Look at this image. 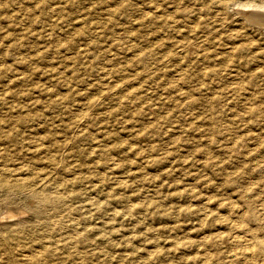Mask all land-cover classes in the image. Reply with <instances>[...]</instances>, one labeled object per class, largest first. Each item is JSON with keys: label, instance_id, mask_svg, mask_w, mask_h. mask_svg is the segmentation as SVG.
<instances>
[{"label": "rangeland", "instance_id": "rangeland-1", "mask_svg": "<svg viewBox=\"0 0 264 264\" xmlns=\"http://www.w3.org/2000/svg\"><path fill=\"white\" fill-rule=\"evenodd\" d=\"M260 1L0 0V212H28L0 264H225L204 238L264 182Z\"/></svg>", "mask_w": 264, "mask_h": 264}, {"label": "bare ground", "instance_id": "bare-ground-1", "mask_svg": "<svg viewBox=\"0 0 264 264\" xmlns=\"http://www.w3.org/2000/svg\"><path fill=\"white\" fill-rule=\"evenodd\" d=\"M19 2V1H18ZM220 2V1H219ZM230 4V3H229ZM261 5H252L253 7L264 8V1H260ZM241 6V5H240ZM244 8V6H243ZM154 9V8H153ZM245 9V8H244ZM248 9V8H247ZM259 9V8H258ZM246 10V9H245ZM251 10V9H250ZM256 10V8H255ZM260 10V9H259ZM258 10V11H259ZM155 11V10H154ZM257 11V12H258ZM240 12L241 15L247 16L252 21L251 24L255 23L264 27V13H251V12ZM256 12V11H255ZM264 12V10H263ZM159 15V14H158ZM236 15V14H235ZM15 16V15H14ZM186 16V15H185ZM239 16V15H238ZM245 16V17H246ZM187 17V16H186ZM235 17V16H233ZM237 17V16H236ZM246 17V18H247ZM152 18V17H151ZM156 18V17H155ZM185 18V17H184ZM188 18V17H187ZM247 18V19H248ZM157 19V18H156ZM174 19V18H173ZM242 19V17H241ZM245 20V19H243ZM174 21V20H173ZM233 21V20H232ZM151 22V21H150ZM243 22V21H242ZM249 22V23H250ZM157 23V22H156ZM169 24V23H168ZM248 24V22H247ZM166 25V24H165ZM194 26V24H192ZM183 26V25H182ZM237 26V25H236ZM195 28V27H194ZM240 28V27H239ZM257 28V27H256ZM134 30V29H133ZM173 30V29H172ZM188 30V29H187ZM264 30V28H263ZM177 31V30H176ZM120 32V31H119ZM185 34V33H184ZM250 34V33H249ZM213 35V34H212ZM211 35V36H212ZM155 36V35H154ZM104 37V36H103ZM210 37V36H209ZM208 37V38H209ZM87 38V37H86ZM125 38V37H124ZM159 38V37H158ZM215 38V37H214ZM133 39V38H132ZM249 39V38H248ZM262 39V38H261ZM206 40V39H205ZM85 41V40H84ZM150 41V40H149ZM156 41V40H155ZM204 41V40H203ZM213 41V40H212ZM129 42V41H128ZM209 42V41H208ZM126 44V43H125ZM140 44V43H139ZM171 44V43H170ZM208 44V43H207ZM212 44V43H211ZM138 45V44H137ZM141 46V45H140ZM147 46V45H146ZM151 46V45H150ZM197 46V45H196ZM132 46H130L131 48ZM149 47V46H148ZM197 48V47H196ZM109 49V48H108ZM119 49V48H118ZM111 50V49H110ZM114 50V49H113ZM114 52V51H113ZM116 52V51H115ZM178 52V51H177ZM118 53V52H117ZM159 53V52H158ZM198 54V53H197ZM220 54V53H219ZM191 55V54H190ZM113 56V55H112ZM157 59V58H156ZM160 60V58H158ZM202 59V58H201ZM194 60V59H193ZM198 60V59H197ZM207 61V60H206ZM176 62V61H175ZM198 62V61H197ZM167 63V62H166ZM170 63V62H169ZM161 65V64H160ZM185 66V65H184ZM201 67V66H200ZM174 68V67H173ZM181 68V67H180ZM235 68V67H234ZM153 69V68H152ZM151 69V70H152ZM231 69V68H230ZM147 71V70H146ZM160 71V70H159ZM243 71V70H242ZM174 73V72H173ZM232 73V72H229ZM233 74V73H232ZM255 74V73H254ZM25 76V74H23ZM230 75V74H229ZM19 76V75H18ZM201 76V75H200ZM139 77V76H138ZM242 78V77H241ZM262 78V77H261ZM153 79V78H152ZM198 79V78H197ZM238 80V79H236ZM112 81V80H111ZM208 81V80H207ZM234 82V81H233ZM8 83V82H6ZM14 83V82H13ZM12 83V84H13ZM114 84V83H113ZM236 84V83H235ZM243 84V83H242ZM19 85V84H18ZM160 85V84H159ZM212 85V84H211ZM240 85V84H239ZM4 86V85H3ZM15 86V85H13ZM171 86V85H170ZM153 87V86H152ZM14 88V87H13ZM170 87H168L169 89ZM233 88V87H232ZM152 90V89H151ZM173 90V89H172ZM175 90V89H174ZM3 91V90H2ZM20 91V90H19ZM24 91V90H23ZM118 91V90H117ZM136 91V90H135ZM178 91V90H177ZM176 91V92H177ZM147 92V91H146ZM161 92V91H160ZM35 93V92H34ZM171 93V92H170ZM184 93V92H183ZM7 94V93H6ZM166 94V93H165ZM187 94V93H186ZM12 95V94H11ZM107 95V94H105ZM148 95V94H147ZM115 96V95H114ZM239 96V94H238ZM24 97V96H23ZM40 97V96H39ZM151 97V96H150ZM8 98V97H7ZM109 98V97H108ZM142 98V97H141ZM167 98V97H166ZM230 98V97H229ZM263 98V97H262ZM9 99V98H8ZM19 99V98H18ZM42 99V98H41ZM121 99V98H120ZM158 99V98H157ZM32 100V99H31ZM102 100V99H101ZM104 100V99H103ZM163 100V99H162ZM218 100V99H217ZM18 101V100H17ZM25 101V100H24ZM27 101V100H26ZM241 101V100H240ZM181 102V101H180ZM26 105V104H25ZM99 105V104H98ZM139 105V104H137ZM158 105V104H157ZM252 105V104H251ZM153 106V105H152ZM232 106V105H231ZM249 106V104L247 105ZM1 107V106H0ZM27 107V106H26ZM95 107V106H94ZM122 107V106H121ZM1 109V108H0ZM10 109V108H9ZM232 109V108H231ZM263 109V108H262ZM146 110V109H145ZM150 110V109H149ZM225 111V110H224ZM28 112V111H27ZM227 112V111H225ZM18 113V112H17ZM31 113V112H29ZM139 113V112H138ZM5 114V113H4ZM7 116V115H6ZM145 116V115H144ZM148 116V114H147ZM255 116V115H254ZM6 118V117H5ZM258 119V118H257ZM57 120V119H56ZM70 120V119H69ZM11 121V120H10ZM82 121V120H81ZM16 122V120H15ZM31 122V121H30ZM60 122V121H59ZM83 123V122H82ZM173 123V122H172ZM258 123V122H257ZM14 124V123H13ZM223 124V123H222ZM229 124V123H228ZM8 125V124H7ZM47 125V124H45ZM49 125V124H48ZM51 125V124H50ZM35 126V125H34ZM39 126V125H38ZM78 126V125H77ZM261 126V125H260ZM9 127V126H8ZM42 127V126H41ZM44 127V126H43ZM46 127V126H45ZM50 127V126H49ZM58 127V126H57ZM166 127V126H165ZM19 128V127H18ZM52 128V127H51ZM257 128V127H256ZM45 129V128H44ZM66 129V128H65ZM77 129V128H76ZM56 130V129H55ZM84 130V129H82ZM54 131V130H53ZM102 131V130H101ZM137 131V130H136ZM174 131V130H173ZM260 131V130H259ZM57 132V130H56ZM82 132V131H81ZM244 132V131H243ZM6 133V132H5ZM4 133V134H5ZM47 133V132H46ZM139 133V132H138ZM1 134V133H0ZM35 134V133H34ZM54 134V133H53ZM41 135V134H40ZM67 135V134H66ZM147 135V134H146ZM248 135V134H247ZM33 137V136H32ZM40 137V136H39ZM44 137V136H43ZM65 137V135H64ZM60 138V137H59ZM244 139V138H243ZM263 139V138H262ZM261 139V140H262ZM12 140V139H11ZM54 140V139H53ZM257 140V139H256ZM36 140L34 139V142ZM50 141V140H49ZM52 141V140H51ZM71 141V140H70ZM162 141V140H161ZM100 142V141H99ZM4 143V142H2ZM47 143V142H46ZM103 143V142H102ZM253 143V142H252ZM262 143V142H261ZM35 144V143H34ZM49 144V143H48ZM98 144V143H97ZM69 145V144H68ZM248 145V144H247ZM257 146V145H256ZM98 147V146H97ZM247 147V146H246ZM253 147V146H252ZM251 147V148H252ZM255 147V145H254ZM58 148V147H57ZM31 149V148H30ZM34 149V147H33ZM45 149V148H44ZM43 149V150H44ZM48 149V148H47ZM65 149V148H64ZM154 149V148H153ZM50 150V149H49ZM70 150V148H69ZM108 150V149H107ZM51 151V150H50ZM65 151V150H64ZM154 151V150H153ZM251 151V150H250ZM254 151V150H253ZM40 152V151H39ZM52 152V151H51ZM50 152V153H51ZM102 152V151H101ZM110 152V151H109ZM55 153V152H54ZM249 153V152H248ZM43 154V152H42ZM53 154V153H52ZM38 155V154H37ZM47 155V153H46ZM53 156V155H52ZM62 156V155H61ZM254 156V155H253ZM35 158V157H34ZM55 158V157H54ZM62 158V157H61ZM255 158V157H254ZM46 160V159H45ZM252 160V159H251ZM62 161V160H61ZM24 162V161H23ZM28 162V161H27ZM264 162V161H263ZM47 163V162H46ZM3 164V163H2ZM22 164V163H20ZM19 164V165H20ZM27 164V163H26ZM43 164V163H42ZM216 164V163H215ZM25 165V164H23ZM22 165V166H23ZM31 165V164H30ZM2 166V165H1ZM0 166V167H1ZM4 166V165H3ZM8 166V165H7ZM15 166V165H14ZM46 166V165H45ZM224 166V165H222ZM253 166V165H252ZM37 167V166H36ZM39 167V166H38ZM9 168V167H8ZM21 168V167H19ZM14 169V168H13ZM18 168H16L17 170ZM32 169V168H31ZM218 169V168H216ZM36 170V169H35ZM38 170V169H37ZM36 172L38 173V171ZM246 170V169H245ZM1 171V170H0ZM6 171V170H5ZM15 171V169H14ZM18 171V170H17ZM29 171V170H28ZM34 171V170H33ZM16 172V171H15ZM103 173V172H102ZM233 173V172H232ZM55 174V173H54ZM101 174V173H100ZM3 175V174H2ZM72 175V174H71ZM103 175V174H102ZM6 176V175H5ZM252 176V175H251ZM21 177V176H20ZM23 177V176H22ZM26 177V175H25ZM24 177V178H25ZM73 177V176H72ZM103 177V176H102ZM253 177V176H252ZM259 177V176H258ZM7 178V177H5ZM16 178V177H15ZM29 178V177H28ZM42 179V177H40ZM66 178V177H65ZM70 178V177H69ZM121 178V177H120ZM23 180V178H21ZM123 179V177H122ZM121 179V180H122ZM253 179V178H251ZM50 180V179H49ZM231 180V179H230ZM254 180V179H253ZM257 180V179H256ZM230 182V181H229ZM55 183V182H54ZM29 184V183H28ZM261 185V188H260ZM251 185L250 183L238 191V196L242 200L239 204L242 208L241 210L235 211V203L227 206L230 211L237 213L234 215H229L228 218H222L221 232L216 235L214 240H210L209 237L204 238V244H212L215 250H220L223 253V258L225 259V264H264V182L261 184ZM39 188V187H38ZM58 188V187H57ZM56 188V189H57ZM76 188V187H75ZM74 188V189H75ZM78 188V187H77ZM237 188V187H236ZM37 189V188H36ZM229 191V190H228ZM233 191V190H232ZM230 193V192H229ZM223 195V194H222ZM42 199L47 202H53L56 200V195L52 193H41L39 195ZM204 196V195H203ZM226 196V195H225ZM7 197V196H6ZM14 197V196H13ZM210 197V196H208ZM237 197V196H236ZM98 198V197H97ZM222 198V197H221ZM7 199V198H6ZM205 199H208L207 196ZM116 200V199H115ZM230 200V199H229ZM232 200V199H231ZM122 202V201H121ZM208 202V201H206ZM220 201H218L219 203ZM239 203V202H238ZM221 204V203H220ZM69 206V205H68ZM215 206V205H214ZM203 208V207H202ZM214 208V207H212ZM208 209V208H207ZM221 210V209H220ZM223 210V209H222ZM226 210V209H225ZM233 212V213H234ZM213 213V212H211ZM223 213V212H222ZM28 212L24 209L17 208H5L0 212V222H9L20 217L26 216ZM208 214V213H207ZM61 215V214H60ZM204 217V215H202ZM225 216V215H224ZM207 217V216H206ZM50 218V217H49ZM79 218V217H78ZM202 219V218H201ZM77 220V219H76ZM88 222V221H87ZM56 223V222H55ZM202 225V224H201ZM63 226V225H62ZM207 226V225H206ZM43 228V227H42ZM16 229V228H14ZM226 229V230H225ZM18 230V228L16 229ZM217 230V229H216ZM220 230V229H218ZM217 230V231H218ZM64 232V231H63ZM203 232V231H202ZM206 232V231H205ZM209 232V231H208ZM74 235V234H73ZM205 235V234H204ZM208 235V234H207ZM202 236V235H201ZM36 237V236H35ZM59 237V236H58ZM71 238V237H70ZM73 238V237H72ZM213 238V237H212ZM201 240V239H200ZM211 241V242H210ZM57 243V242H56ZM75 245V244H74ZM210 246V245H209ZM211 247V246H210ZM209 247V248H210ZM41 249V248H40ZM38 250V249H37ZM209 250V249H208ZM43 251V250H41ZM33 252V251H32ZM213 252V251H212ZM19 254V253H18ZM20 256V255H19ZM23 256V254H22ZM26 256V254H25ZM201 264H216L213 262V253L209 251L201 252ZM218 257V256H217ZM29 258V257H28ZM216 257H214L215 259ZM219 258V257H218ZM216 258L217 260H219ZM222 258V259H223ZM221 260V259H220ZM219 260V263L221 262ZM211 261V262H210ZM218 264V263H217Z\"/></svg>", "mask_w": 264, "mask_h": 264}]
</instances>
